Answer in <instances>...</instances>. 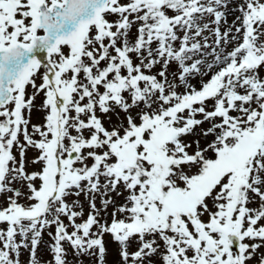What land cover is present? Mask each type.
<instances>
[{
  "label": "snow or ice",
  "instance_id": "6c2138e0",
  "mask_svg": "<svg viewBox=\"0 0 264 264\" xmlns=\"http://www.w3.org/2000/svg\"><path fill=\"white\" fill-rule=\"evenodd\" d=\"M229 2L0 0V264L53 227L47 264H264V0Z\"/></svg>",
  "mask_w": 264,
  "mask_h": 264
},
{
  "label": "rangeland",
  "instance_id": "374dc122",
  "mask_svg": "<svg viewBox=\"0 0 264 264\" xmlns=\"http://www.w3.org/2000/svg\"><path fill=\"white\" fill-rule=\"evenodd\" d=\"M240 2V0H230L229 2V15H228V21L231 22L235 16L239 15V12H231L230 10L235 8L237 6V4ZM114 19V17L112 18ZM131 37L134 39L136 32H135V28H133L132 32H131ZM39 82V81H38ZM29 91H31V89H29ZM42 97H38L36 100V105L37 108L39 107V104L41 102ZM120 116L123 117V113H120ZM43 118V113L39 112L38 110H33L32 113V123H40L42 121ZM105 120L107 121V118H105ZM117 117L116 115H112V122H116ZM197 131H199V129H197ZM189 139H193V137H189ZM36 155V152L34 150H29L27 153V156L29 158V160H31V158H33ZM38 166L36 165H31L29 164V169H33L36 168ZM113 198L116 199L117 203H121L122 202V197H116L115 194L113 193ZM70 200L72 199H76V197H70ZM80 202L83 205V209H84V213H85V218L87 216V213L89 211L88 208V201L85 199V197L83 195H81L79 197ZM99 199H97V205L99 206ZM111 211V208L109 209V212ZM65 222L67 223V221L65 220ZM79 222V221H78ZM48 231L51 232H55V228H51L48 229L47 231H45V233L43 234L42 237V241L37 249V257L40 261V264H47L48 261L52 260V255L49 249V245L52 243L51 238L48 236ZM105 245L107 248V252L105 254V259H104V264H121V258L119 255V248L120 246L114 242L111 238V236H105ZM137 245L133 242L130 251H134L136 249ZM65 248L67 250V261L68 264H97V258L95 256H89V255H83V256H79L77 257L71 247L65 243ZM21 262L22 264H27L28 260H29V253L28 251H23L21 254ZM254 264V262H253Z\"/></svg>",
  "mask_w": 264,
  "mask_h": 264
}]
</instances>
